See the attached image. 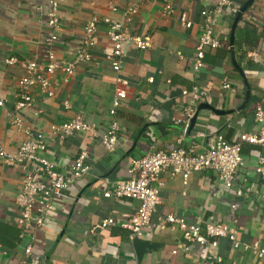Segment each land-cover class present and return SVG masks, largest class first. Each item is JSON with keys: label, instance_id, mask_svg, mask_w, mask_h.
Segmentation results:
<instances>
[{"label": "crops", "instance_id": "1", "mask_svg": "<svg viewBox=\"0 0 264 264\" xmlns=\"http://www.w3.org/2000/svg\"><path fill=\"white\" fill-rule=\"evenodd\" d=\"M245 1L230 0L223 9L214 30L220 46L202 49L203 65L194 73L192 58L202 25L200 11L211 7L213 0H58L59 28L50 46L57 58H71L89 16L122 20L123 10L132 4L137 12L129 23L122 21V26L131 34L148 36L149 46L142 50L128 48L119 70L114 72L105 58L110 52L106 24L98 22L96 44L90 50L92 60L87 65L79 66L67 82H61L55 74L50 97L36 87L30 88L33 102L20 115L23 126L46 135L40 154L69 175L68 164L85 149L89 167L52 199L41 225L23 231L16 223L19 210L14 203L21 171L17 165L0 161V264H198L203 247L188 242V249L180 250L183 239L177 228L146 230L140 239L153 243V247L138 260L121 222L139 201L124 196L104 197L102 193L126 179L131 159L148 151L168 145L185 147L191 142L205 146L217 133L234 140L239 133L254 130L252 110L256 104H264V0H252L246 6L236 22L231 45L228 39L233 17ZM165 3L171 5L167 16L162 15ZM47 9V0H0V98L4 100L0 106V148L5 151H14L24 134L10 123L15 82L22 69L6 65L4 58L14 55L42 59L45 38L53 31L46 23ZM182 14L190 23L188 27L179 21ZM231 53L241 73L233 66ZM115 74L124 80L116 86L125 92V98L115 110L119 130L112 150H106L98 136L87 133L61 140L49 135L51 125L75 114L94 123L101 133L110 118ZM225 75L234 91L221 87ZM244 81L249 87L246 102ZM193 85L203 93L194 111L202 103L220 112L200 107L187 132L188 120L182 116L176 122L173 118L181 116L185 107L181 90ZM241 155L243 165L234 187L247 185L249 190L243 195L235 196L234 187L225 188L209 170L191 172L185 185L179 177L162 173L159 203L150 220L172 213L198 224L203 233L205 222L228 221L235 216L239 240L256 241L264 247V174L254 171L256 158H264V142L243 144ZM230 204H234L233 213ZM106 217L113 218V222L97 228ZM29 244L31 251L26 254L24 247ZM215 252L222 264H264V256L258 258L242 248H231L225 238L218 240Z\"/></svg>", "mask_w": 264, "mask_h": 264}, {"label": "built area", "instance_id": "2", "mask_svg": "<svg viewBox=\"0 0 264 264\" xmlns=\"http://www.w3.org/2000/svg\"><path fill=\"white\" fill-rule=\"evenodd\" d=\"M230 3V0H213L212 6L203 8L200 11L202 25L199 36L194 46L192 58V71L197 73L203 65V48L216 49L220 41L215 37L214 30L219 24L223 9ZM48 9L46 12L47 25L52 28L51 34L45 38L46 48L40 60L26 59L10 55L4 58L6 65H17L22 69V75L17 78L15 85V101L13 114L10 120L16 130H22L24 139L12 151H5L0 148V161L7 165H17L20 168V187L14 197V203L19 210L16 223L26 231L41 225L45 219L46 212L54 197L60 194L61 190L88 170L85 159L88 152L80 150L68 164L69 175H65L56 169V164L42 156L40 152L44 149L46 135L40 131L32 130L23 126L22 109L29 107L33 102L30 95V88L36 87L38 91L46 96L52 95L51 79L55 74L59 75L61 82H67L74 71L81 65H87L92 56L90 50L96 44V24H106L105 35L109 42L110 52L105 56L110 67L117 72L121 66V58L128 48L139 50L149 46V38L146 35L131 34L124 28L122 21L129 23L131 17L137 12L136 5L132 4L123 10L122 20L110 17L89 16L82 25V36L79 40L74 54L69 59H60L51 50V43L56 40L55 31L59 28L57 15L58 0H47ZM110 9L115 11V6ZM171 12V5L165 3L162 8V15L167 16ZM180 23L188 27L187 21L182 14L179 17ZM180 56V55H179ZM124 83V80L117 74L114 76V92L111 97L108 115L110 116L104 130L97 132L94 123L82 119L80 114H75L68 120L53 124L49 128V135L56 139H64L75 133H87L98 136L101 145L106 150H112L116 142V133L119 126L114 119L116 108L125 98V92L117 87V84ZM221 87L234 91L229 86L227 75L222 77ZM181 96L185 107L180 115L173 118L176 122L189 120L194 112V107L203 93L193 85L190 89H182ZM4 100L0 98V106ZM67 107L68 104L64 102ZM252 132H241L234 140H226L217 133L205 146L191 142L187 146L168 145L165 148H156L146 152L142 156L131 159L128 168V177L115 183L111 190L102 193L104 197H129L138 200V205L133 212L121 222V226L128 231V238H140L146 230L157 228L159 230L177 228L181 232L183 241L179 249H188V242H196L203 247V253L198 264H222V258L215 250L220 238H225L231 248H242L249 251L255 257L264 256V247L256 241L242 242L237 236L234 227L235 216L228 221H207L203 224V233L198 224L186 222L182 217L167 213L157 216L153 222L150 220L156 205L159 203L160 186L159 175L167 173L169 177H179L182 185H185L188 176L193 171L209 170L214 172L225 188H233L237 172L243 165L241 147L243 144H262L264 142V104L258 103L252 110ZM179 142V139H177ZM254 171L257 174H264V158L257 157L254 162ZM235 196H241L249 190L247 185H238L233 188ZM261 196L264 198V189ZM230 213H233L234 204H230ZM113 222V218L106 217L99 221L97 228H104ZM31 246L24 247V253L29 254ZM175 250H173L174 252Z\"/></svg>", "mask_w": 264, "mask_h": 264}, {"label": "water", "instance_id": "3", "mask_svg": "<svg viewBox=\"0 0 264 264\" xmlns=\"http://www.w3.org/2000/svg\"><path fill=\"white\" fill-rule=\"evenodd\" d=\"M252 0H246L240 7L239 9L236 11L234 17H233V20L231 22V25H230V30H229V43L231 45L232 43V39H233V31H234V28H235V25H236V22L240 16V14L245 10L246 6L250 4ZM231 58H232V64L233 66L238 70L239 73H241V70L239 69L238 65L235 63V60L233 59V53H231ZM244 86H245V93H244V102H246V100L248 99V95H249V87L248 85L246 84V82L244 81ZM200 107H206V108H209L215 112H220V111H217L215 109H212L210 106L208 105H205V104H199L197 105V107L195 108V111L194 113L192 114V116L190 117V119L188 120V124H187V132L190 130V128L192 127L194 121H195V118H196V115H197V112L199 110ZM131 243H132V247H133V250H134V253H135V256L138 260H140V258L142 257V254L146 251H148L149 249H151L153 247V243L151 242H148L146 240H141L140 238H133L131 240Z\"/></svg>", "mask_w": 264, "mask_h": 264}]
</instances>
